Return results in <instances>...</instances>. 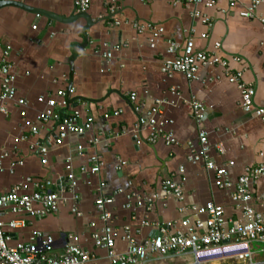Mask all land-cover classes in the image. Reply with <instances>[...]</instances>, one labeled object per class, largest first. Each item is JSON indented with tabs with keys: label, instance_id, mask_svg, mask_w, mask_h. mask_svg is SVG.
I'll return each mask as SVG.
<instances>
[{
	"label": "crops",
	"instance_id": "obj_1",
	"mask_svg": "<svg viewBox=\"0 0 264 264\" xmlns=\"http://www.w3.org/2000/svg\"><path fill=\"white\" fill-rule=\"evenodd\" d=\"M13 1L64 18L78 13L75 0ZM89 1L91 24L85 18L65 23L18 6L0 7V60L10 49L8 60L18 96L28 101L24 110L8 102V113L0 111V191L6 192L31 176L52 180L55 190L67 198L55 213L25 215L29 225L11 231L12 244L33 241L36 232H44L55 240L53 254H60L69 235H78L79 244L95 256L87 264H108L107 250L98 248L92 239L103 225L95 204L97 196L115 197L109 209L112 223L119 229L116 249L124 251L128 245L123 240L125 226L131 228L136 242H143L156 233L154 226L143 224L145 220L176 222L188 215L179 212L174 197L159 198L150 210L136 204L134 194L151 195L161 189V182L168 177L182 182L186 204L214 202L225 208L228 218H239L230 198L231 190L219 188L215 172L207 170L203 163L189 161L187 156L192 148L198 149L199 130L203 128L208 134L211 158L218 165L229 164L230 175L237 180L246 168L264 163L262 120L254 112L242 109V91L229 81L224 67L204 66L194 80L180 72L166 74L163 67L175 58L168 50V39L183 44L195 28L196 47L216 51L229 62L232 71H243V80L256 89L255 104L264 106V26L259 19L264 16V3L257 8L256 17L243 18L239 12L251 0H237L234 6L223 0L212 8L204 4L188 6L177 0ZM195 8L210 18V26L192 16ZM136 23L163 28L154 46L150 42L152 32H138ZM217 42L221 43L218 49ZM115 46L119 49L113 50ZM108 50L113 56L106 60L103 53ZM69 87H73L74 94L71 106L64 112L77 109L83 119L93 117L92 130L85 135L71 133L59 144L58 123L51 121L42 124L40 133L29 141L17 142L28 131L23 111L28 119L36 120L45 107L39 96H51ZM132 93L137 95L134 102L130 100ZM193 99L206 106L202 124L194 118L189 104ZM159 100L165 101L160 120L179 141L176 145L169 146L163 140L149 142L151 130L139 126L140 115ZM135 105H141V111L136 112ZM93 137L98 142L92 147ZM38 142L49 149L47 164L29 149L30 143ZM78 145L87 147L86 151L78 153ZM5 150L10 154L2 158ZM94 154L102 161L97 175L88 172ZM69 156L78 180V214L73 211L71 195L61 191L68 185ZM19 160L22 162L17 163ZM181 166L185 173L179 171ZM100 182L105 183L103 188ZM253 192L257 196L264 194V177L253 185ZM129 202L132 206L125 207ZM254 204L260 208L257 201ZM15 217L9 211L2 212L4 220ZM187 260L190 258L167 264H190Z\"/></svg>",
	"mask_w": 264,
	"mask_h": 264
},
{
	"label": "built area",
	"instance_id": "obj_2",
	"mask_svg": "<svg viewBox=\"0 0 264 264\" xmlns=\"http://www.w3.org/2000/svg\"><path fill=\"white\" fill-rule=\"evenodd\" d=\"M186 5L198 6L204 4L206 7H216L223 0H177ZM230 6H234L237 0H225ZM264 3V0H251L245 9L239 12L243 18H254L257 16V8ZM78 13L87 12L90 8L89 0H75ZM115 12V8H112ZM196 19L201 18L203 23L210 26V18L203 14L198 8L192 12ZM264 26V16L259 17ZM119 24L118 20L114 21ZM35 28L37 25L34 26ZM138 32L146 29L152 32L151 45H155L158 36L163 28L149 23L148 25L135 24ZM195 28L190 30L189 36L183 44L168 39L169 52L175 54L173 60L164 63L163 72L172 74L182 73L188 80L197 79L199 70L207 65L222 66L225 68L226 76L230 82L236 83L242 91L241 107L246 112H254L264 124V106L255 104L254 98L256 89L253 84L243 80V71H232L229 62L220 57L216 51L199 49L195 42ZM203 38L207 34H202ZM221 47L217 42L215 48ZM115 46L113 50H118ZM10 49H6L3 59L0 60V111L8 113L7 104L13 102L17 107L24 110L28 101L18 96V89L15 85V74L12 71V64L8 60ZM113 56L112 50L103 53L106 60ZM74 94L73 87L62 88L51 96H39L38 100L45 104L43 110L38 112L36 120H30L23 111V123L28 129L17 142H27L30 137L41 131L44 123L57 122L58 137L57 143H62L71 133L85 135L92 130L94 119L91 116L83 119L77 109L65 111L72 104ZM136 93L130 94V100L136 101ZM165 101H157L156 105L150 108L145 114L139 117V126H147L151 132L148 141L155 143L163 140L167 145L179 143L172 132L164 129L165 122L160 120L162 113L161 105ZM193 109V115L198 124H202L205 117L206 106L203 102L193 99L189 102ZM64 109V110H63ZM63 110V111H62ZM136 112L141 111V105H135ZM98 139L93 137L90 146H95ZM85 146L78 145L75 149L78 153L86 151ZM29 149L39 154L44 164L48 163L49 149L42 143H30ZM210 144L208 134L203 129L199 130V147L192 148L187 158L193 163H203L207 170L215 172L216 185L221 189L230 191V198L234 204L239 218H228L225 208L214 202L204 205L186 204L182 182L168 177L161 182V189L151 195H136V204L150 210L155 202L163 197H174L179 203L178 210L181 214H188L176 222H150L145 220L144 225H152L156 233L143 242H136L132 237L129 226L123 228V240L128 242L124 251L116 249L119 229L113 223V213L109 206L113 204L114 196L99 194L95 204L99 212L102 227L92 234V239L98 248L107 250L108 264H167V261L185 260L190 258V264H264V259H258L259 253H264V194L257 196L253 192V185L264 177V163L254 167L246 168V172L233 180L229 172V164L218 165L210 155ZM18 146L14 147V152ZM6 150L2 158L8 157ZM72 156L66 159L68 185L61 188L62 192L71 195L74 201L73 211L79 213L77 204L80 198L77 191L78 180L73 172ZM92 166L88 171L97 175L100 172L101 157L94 154L90 157ZM22 162V160L17 161ZM1 168V163H0ZM181 173L185 169L181 166ZM105 186L100 182V188ZM131 198V196L129 197ZM61 192L55 190V184L50 179H36L31 176L24 181L15 184L6 192L0 191V264H87L95 258L89 251L79 244L78 235H69L68 242L64 245L60 254H53L55 246L53 236L44 232H36L33 241L17 242L12 244L11 231L26 228L29 225L27 216H44L57 212L61 202L66 201ZM259 203L257 208L254 202ZM129 202L125 207L130 208ZM9 211L15 218L4 220L2 212ZM257 257V260L255 259Z\"/></svg>",
	"mask_w": 264,
	"mask_h": 264
},
{
	"label": "water",
	"instance_id": "obj_3",
	"mask_svg": "<svg viewBox=\"0 0 264 264\" xmlns=\"http://www.w3.org/2000/svg\"><path fill=\"white\" fill-rule=\"evenodd\" d=\"M4 5H13V6H18L24 10H27V11H32V12H35L39 15H44V16H48V17H51V18H54V19H58V20H61L65 23H71L79 18H85L87 19V21L89 22V24H91V18L90 16L88 15L87 12H82V13H77V14H72V16L68 17V18H64V17H61V16H57L51 12H48L46 10H41V9H34V8H31L29 6H27L26 4H23L21 2H17V1H13V0H0V7L1 6H4ZM65 177L63 178V181H65Z\"/></svg>",
	"mask_w": 264,
	"mask_h": 264
},
{
	"label": "rangeland",
	"instance_id": "obj_4",
	"mask_svg": "<svg viewBox=\"0 0 264 264\" xmlns=\"http://www.w3.org/2000/svg\"><path fill=\"white\" fill-rule=\"evenodd\" d=\"M260 257L258 259H264V253H259ZM255 259L257 260V257H255Z\"/></svg>",
	"mask_w": 264,
	"mask_h": 264
}]
</instances>
